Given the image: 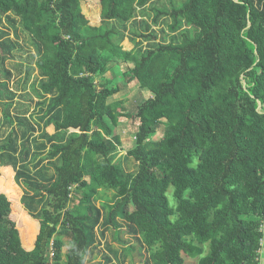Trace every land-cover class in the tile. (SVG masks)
Segmentation results:
<instances>
[{
  "label": "trees",
  "instance_id": "trees-1",
  "mask_svg": "<svg viewBox=\"0 0 264 264\" xmlns=\"http://www.w3.org/2000/svg\"><path fill=\"white\" fill-rule=\"evenodd\" d=\"M97 1L0 0V264H259L264 0Z\"/></svg>",
  "mask_w": 264,
  "mask_h": 264
},
{
  "label": "rangeland",
  "instance_id": "rangeland-1",
  "mask_svg": "<svg viewBox=\"0 0 264 264\" xmlns=\"http://www.w3.org/2000/svg\"><path fill=\"white\" fill-rule=\"evenodd\" d=\"M82 13L85 16V18L88 20V22H89V24L91 26H93V27L100 26V19H99V16H98L99 15V4H98L97 0H85V2L82 5ZM21 38H23V41H22L23 47L20 49V51H18L16 53L15 60H17L16 63H18V64L19 63H24L25 64L27 61H29V58L31 57L32 52L27 46L24 45L26 38L23 37V36ZM124 47L128 49V48H131V45L127 41H125L124 42ZM119 69L124 71L125 70V65H122ZM15 80H17V77H15ZM100 80H102V79H100ZM97 81H99V79ZM135 94H136V92L133 89H131V88L129 89V87H128L125 90H123L120 93H118L113 99L114 100H121V101H124V102L126 101L127 103L131 102L133 104V102L135 100L133 99V101H132L131 97L133 95H135ZM34 101H35V99H34ZM134 128H135L134 124H129V122H127L125 120H120V122L118 123L116 129L114 130V132L119 134V136L121 137V141H122V145H121V148H120V150H119V152L117 154L116 161H120L121 163H123L124 167L128 171H132L133 170V162L130 160L131 162L129 161L128 163H124V156H125V153L130 148H132V146H133ZM159 137H160V135H157L154 138V140H157ZM4 175L5 174L3 173V171L0 170V187H2V185H4L3 184L5 182L4 181ZM5 180H8V179H5ZM10 185H11V187L16 188V190H18V192H20L19 189L17 188V186L13 183L12 179H10ZM0 193H3V192H0ZM102 194L105 195L106 197H108L109 199H111V193L110 192H104ZM4 195H6V194H4ZM6 197H7V199L9 200V202L11 204V207H10L11 210H12L11 211V219L16 224V221L22 220L23 214H24L23 210H22V208H21V206L19 204V199L18 198H11L9 195H6ZM168 197L170 199V202L173 203V201L171 199V191H169ZM16 202L18 203V206L15 204ZM71 207L72 206H69V208H71ZM25 223L28 225L27 222H25ZM28 226L32 229V227L30 225H28ZM27 231H29V230L27 229ZM32 232H33V229H32ZM62 241H63V243L65 245V248L63 249V253H64L67 250L68 238L67 237L62 238ZM263 242H264V232H263ZM26 243L27 242L25 241V245L24 246H27L29 248L30 246H28V244H26ZM98 244H99V249L102 250V251L105 250L104 249L105 244H110L114 251H119L120 250V246L119 245L113 244L112 235H111L110 232L105 234L104 241L103 240H98ZM97 250H98V248H97ZM104 254L109 255L106 251H105ZM109 257L112 259L114 264H117V262L112 258V255H109ZM259 257H260V255H259ZM134 261L136 262L134 264H137V258H135V255H134ZM99 263L103 264V258L98 253H93V256L89 257L88 260H87V264H99ZM126 264H130V263L126 262ZM185 264H196V261L195 260L186 259Z\"/></svg>",
  "mask_w": 264,
  "mask_h": 264
},
{
  "label": "crops",
  "instance_id": "crops-1",
  "mask_svg": "<svg viewBox=\"0 0 264 264\" xmlns=\"http://www.w3.org/2000/svg\"><path fill=\"white\" fill-rule=\"evenodd\" d=\"M259 255V264H264V243L262 245V249L260 250Z\"/></svg>",
  "mask_w": 264,
  "mask_h": 264
},
{
  "label": "built area",
  "instance_id": "built-area-1",
  "mask_svg": "<svg viewBox=\"0 0 264 264\" xmlns=\"http://www.w3.org/2000/svg\"><path fill=\"white\" fill-rule=\"evenodd\" d=\"M264 225V224H263ZM264 227V226H263ZM50 256H52V255H50Z\"/></svg>",
  "mask_w": 264,
  "mask_h": 264
}]
</instances>
